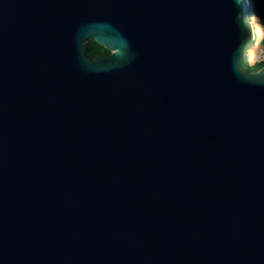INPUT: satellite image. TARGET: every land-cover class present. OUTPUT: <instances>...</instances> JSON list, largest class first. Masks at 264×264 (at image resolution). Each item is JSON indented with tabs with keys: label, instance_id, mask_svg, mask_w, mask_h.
I'll return each instance as SVG.
<instances>
[{
	"label": "water",
	"instance_id": "95a60500",
	"mask_svg": "<svg viewBox=\"0 0 264 264\" xmlns=\"http://www.w3.org/2000/svg\"><path fill=\"white\" fill-rule=\"evenodd\" d=\"M250 8L0 0V264H264Z\"/></svg>",
	"mask_w": 264,
	"mask_h": 264
},
{
	"label": "trees",
	"instance_id": "16d2710c",
	"mask_svg": "<svg viewBox=\"0 0 264 264\" xmlns=\"http://www.w3.org/2000/svg\"><path fill=\"white\" fill-rule=\"evenodd\" d=\"M251 3V8L249 10V17L255 16L257 18L258 24L263 28L264 32V0H248ZM259 45L264 48V36L260 39ZM86 54L91 59L97 56H104L107 54V51L104 50L101 46L95 44L94 42L89 41L86 44ZM264 66V61L249 65L247 62L246 56L240 62V69L244 72L254 73L258 69Z\"/></svg>",
	"mask_w": 264,
	"mask_h": 264
},
{
	"label": "bare ground",
	"instance_id": "6f19581e",
	"mask_svg": "<svg viewBox=\"0 0 264 264\" xmlns=\"http://www.w3.org/2000/svg\"><path fill=\"white\" fill-rule=\"evenodd\" d=\"M257 18L255 16L251 17V25L255 29L258 36L264 35V32L260 29V25L257 23ZM248 57L251 62L257 61L260 57H264V48H253L248 52Z\"/></svg>",
	"mask_w": 264,
	"mask_h": 264
},
{
	"label": "rangeland",
	"instance_id": "374dc122",
	"mask_svg": "<svg viewBox=\"0 0 264 264\" xmlns=\"http://www.w3.org/2000/svg\"><path fill=\"white\" fill-rule=\"evenodd\" d=\"M250 21H251V18H250ZM257 23H258V22H257ZM252 28H253V27H252ZM260 29L262 30L263 28L260 26ZM262 31H263V30H262ZM253 34H254V44H253V47L250 49V51H251L253 48H255V47H257V48H263V47H261V46L259 45V41H260V39H261L264 35H262V36H258V35L256 34L254 28H253ZM248 52H249V51H248ZM248 52H247V54H246V59H247V62H248L250 65H252V64H254V63H256V62H251V61L249 60Z\"/></svg>",
	"mask_w": 264,
	"mask_h": 264
},
{
	"label": "built area",
	"instance_id": "2783aa9c",
	"mask_svg": "<svg viewBox=\"0 0 264 264\" xmlns=\"http://www.w3.org/2000/svg\"><path fill=\"white\" fill-rule=\"evenodd\" d=\"M264 61V57H260L257 61H255L256 63L262 62ZM255 64V63H254ZM250 65V64H249ZM253 65V64H252Z\"/></svg>",
	"mask_w": 264,
	"mask_h": 264
},
{
	"label": "crops",
	"instance_id": "0c3cea01",
	"mask_svg": "<svg viewBox=\"0 0 264 264\" xmlns=\"http://www.w3.org/2000/svg\"><path fill=\"white\" fill-rule=\"evenodd\" d=\"M263 30V29H262Z\"/></svg>",
	"mask_w": 264,
	"mask_h": 264
}]
</instances>
